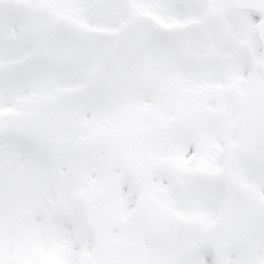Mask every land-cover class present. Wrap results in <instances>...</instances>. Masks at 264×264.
I'll return each instance as SVG.
<instances>
[{
	"label": "snow or ice",
	"instance_id": "obj_1",
	"mask_svg": "<svg viewBox=\"0 0 264 264\" xmlns=\"http://www.w3.org/2000/svg\"><path fill=\"white\" fill-rule=\"evenodd\" d=\"M0 264H264V0H0Z\"/></svg>",
	"mask_w": 264,
	"mask_h": 264
}]
</instances>
